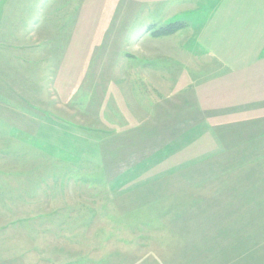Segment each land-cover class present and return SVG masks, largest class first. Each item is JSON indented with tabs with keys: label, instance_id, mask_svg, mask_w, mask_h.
Masks as SVG:
<instances>
[{
	"label": "rangeland",
	"instance_id": "rangeland-1",
	"mask_svg": "<svg viewBox=\"0 0 264 264\" xmlns=\"http://www.w3.org/2000/svg\"><path fill=\"white\" fill-rule=\"evenodd\" d=\"M0 264H264V0H0Z\"/></svg>",
	"mask_w": 264,
	"mask_h": 264
},
{
	"label": "trees",
	"instance_id": "trees-1",
	"mask_svg": "<svg viewBox=\"0 0 264 264\" xmlns=\"http://www.w3.org/2000/svg\"><path fill=\"white\" fill-rule=\"evenodd\" d=\"M178 29L179 28L176 27V24H170V25L167 26V28L162 30V34H171V33L175 32Z\"/></svg>",
	"mask_w": 264,
	"mask_h": 264
}]
</instances>
